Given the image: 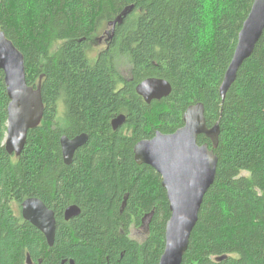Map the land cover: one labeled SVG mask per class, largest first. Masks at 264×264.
<instances>
[{
	"label": "trees",
	"instance_id": "1",
	"mask_svg": "<svg viewBox=\"0 0 264 264\" xmlns=\"http://www.w3.org/2000/svg\"><path fill=\"white\" fill-rule=\"evenodd\" d=\"M252 3L0 0V32L23 55L27 85L40 83L44 104L21 155H8L0 71V264H26L27 256L31 264H158L169 205L160 176L135 163L133 147L181 128L184 111L198 103L219 135L215 147L203 135L197 144H207L218 164L182 264H264V32L225 99L219 96ZM128 8L110 47L89 58L86 40ZM151 78L172 90L147 104L136 87ZM119 115L126 120L114 131ZM81 134L88 141L67 166L60 139ZM27 198L53 211L52 247L22 219ZM73 205L80 214L65 221ZM150 214L144 240L130 238Z\"/></svg>",
	"mask_w": 264,
	"mask_h": 264
},
{
	"label": "water",
	"instance_id": "2",
	"mask_svg": "<svg viewBox=\"0 0 264 264\" xmlns=\"http://www.w3.org/2000/svg\"><path fill=\"white\" fill-rule=\"evenodd\" d=\"M130 11L131 8L124 10L108 25V29L120 25ZM263 32L264 0H253L219 87L221 101L234 83L240 67L252 56ZM0 71L9 100L3 145L8 155L19 156L23 152L28 132L42 120L44 104L40 83L35 88L27 85L24 57L3 32H0ZM171 90L167 81L154 78L136 87L137 95L147 104L168 97ZM125 120L124 115L114 118L111 121L112 129L116 131L122 127ZM202 135L210 139L214 147L217 145L218 123L208 128L204 107L198 103L184 111L181 128L171 134L156 132L151 139L141 140L133 147L135 163L151 167L160 176L169 205L170 218L165 226L164 250L158 264H182L204 196L214 183L218 158L207 144H197V138ZM87 141L86 134L72 139L63 136L60 139L63 163L70 165L74 153ZM20 207L22 219L39 231L48 247H52L56 229L53 211L38 198H27ZM79 214V208L73 205L65 209L63 217L69 221ZM147 220L144 218L143 225ZM222 259L224 257L218 260ZM26 264H31L29 256ZM70 264L73 262L70 261Z\"/></svg>",
	"mask_w": 264,
	"mask_h": 264
},
{
	"label": "rangeland",
	"instance_id": "3",
	"mask_svg": "<svg viewBox=\"0 0 264 264\" xmlns=\"http://www.w3.org/2000/svg\"><path fill=\"white\" fill-rule=\"evenodd\" d=\"M105 30L108 31V28H105ZM104 34V33H103ZM104 37V35H102V33L100 35H97V38L100 39L99 41H96L95 37L92 38L91 42H87L86 44V51L89 55V58H95L96 53L102 49L103 44L101 43V39ZM119 64H120V70L122 72V75L125 77H128V68L126 67V63L123 60H119ZM146 236V232L145 230H132L130 232V238L137 240V241H142L144 240Z\"/></svg>",
	"mask_w": 264,
	"mask_h": 264
},
{
	"label": "flooded vegetation",
	"instance_id": "4",
	"mask_svg": "<svg viewBox=\"0 0 264 264\" xmlns=\"http://www.w3.org/2000/svg\"><path fill=\"white\" fill-rule=\"evenodd\" d=\"M114 28H115V27H114ZM98 35H100V34H98ZM102 35H104V37L101 39V43L103 44V47H102L101 50H99V51L96 53L95 57H97V56H98L100 53H102L103 51L107 50V49L110 47V45L112 44V42H113L112 38H113V35H114V29H113V27L110 28V29H108V31H107V30L104 31V34H102ZM93 37L96 38V39H95L96 41H99V40H100V39L97 38V35H94ZM93 37H91L90 39L86 40V43H87V42H91ZM86 45H87V44H86ZM85 49H86V46H85ZM20 214H21V207H20ZM63 218H64V217H63ZM149 218H150V217H146V219H148V220H147V222L145 221V224H144V225H143V221H142V227H141V230L143 229V230H145V232L147 231V225H148V223H149ZM55 230H56V229H55Z\"/></svg>",
	"mask_w": 264,
	"mask_h": 264
}]
</instances>
